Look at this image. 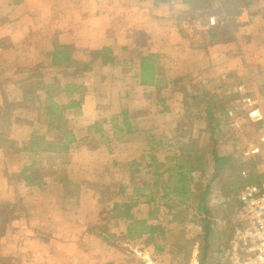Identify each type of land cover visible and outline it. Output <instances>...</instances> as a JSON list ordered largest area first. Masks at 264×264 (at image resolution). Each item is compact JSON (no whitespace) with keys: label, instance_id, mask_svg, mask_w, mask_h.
<instances>
[{"label":"crops","instance_id":"obj_1","mask_svg":"<svg viewBox=\"0 0 264 264\" xmlns=\"http://www.w3.org/2000/svg\"><path fill=\"white\" fill-rule=\"evenodd\" d=\"M200 3L0 0V264H198L177 201L264 177L225 130L238 83L264 111V0Z\"/></svg>","mask_w":264,"mask_h":264},{"label":"built area","instance_id":"obj_2","mask_svg":"<svg viewBox=\"0 0 264 264\" xmlns=\"http://www.w3.org/2000/svg\"><path fill=\"white\" fill-rule=\"evenodd\" d=\"M228 18L225 13L211 15L208 23L221 25ZM260 67L264 70L263 59ZM232 94L237 97L241 109H228V126L232 130L240 131V119L243 116L256 125L259 134L257 141L249 143L242 151L246 166H256V156L261 153V145L264 144V111L252 82L238 83ZM241 173L246 174V169H242ZM216 191L212 195V202H216L215 194L219 190ZM224 199L228 201L229 197ZM236 199L238 214L231 235L215 264H264V177L246 181L236 194Z\"/></svg>","mask_w":264,"mask_h":264},{"label":"rangeland","instance_id":"obj_3","mask_svg":"<svg viewBox=\"0 0 264 264\" xmlns=\"http://www.w3.org/2000/svg\"><path fill=\"white\" fill-rule=\"evenodd\" d=\"M202 2L205 3L206 0L201 1L199 5H202ZM209 3H212V0L209 1ZM242 120L246 123L245 127L247 128V132L245 133V135H249L248 139H253L254 136L256 137V134L258 133L253 123H251L244 116L242 117ZM225 130L234 133V130H232L228 126V123ZM233 174H231V177L225 182V185L231 188L230 191L234 195L229 194V200L226 201L225 199H222L224 196L217 199V194H215V198L220 202H212L213 204L207 202V199L205 198L204 206L207 209L206 214L205 212L198 211L197 206L199 204L198 202L200 198L199 190H197V193L193 198H188V201H174L173 199H177V197L167 200V202L171 203H175L177 201L180 205L184 202L185 210L180 209V212L176 213L175 217L179 218L185 212L186 215L190 218L187 222H184L182 224H180V222L179 229L183 238L186 239H182L187 246L185 247L186 254L195 249V256L197 258L198 264H215L220 256L222 249L226 245L228 236L231 233L232 226L238 214V202L235 193L238 191L240 186L238 184L239 182H237V177L235 175L234 177ZM204 182H207V180H205ZM216 190H219L218 187H215L213 191L217 192ZM185 196L186 195H180L179 198H184ZM212 197L210 199H212ZM185 234H187V237L185 236ZM193 246L194 249H192Z\"/></svg>","mask_w":264,"mask_h":264},{"label":"trees","instance_id":"obj_4","mask_svg":"<svg viewBox=\"0 0 264 264\" xmlns=\"http://www.w3.org/2000/svg\"><path fill=\"white\" fill-rule=\"evenodd\" d=\"M185 2L188 3H192L195 0H184ZM198 1V0H197ZM199 1H203V0H199ZM209 0H206L205 3L202 2L201 6H207L208 5ZM143 81H144V75L142 77ZM31 142H33V146L34 147H39L43 148V149H53L54 147L51 145H47L46 142L44 141V138H36L33 139ZM224 164V162H219L218 159L216 161V166L217 168L222 167V165ZM187 169L190 171L192 169H198V168H202L204 166V163L202 161V157L198 154H194L193 155V160H191L189 162V164H186ZM177 183L179 182L180 184H174L172 191L173 193H175V195H177L178 197L181 195L183 196L185 193H187L186 191H188V187H186V179L184 177L179 178L177 181ZM199 183L196 184L197 190H199V194H200V198H199V203L202 204L204 202V199L207 196V187L204 186L203 184L200 183V185H198ZM201 207V205H200Z\"/></svg>","mask_w":264,"mask_h":264}]
</instances>
